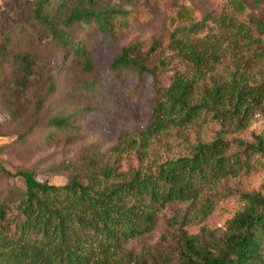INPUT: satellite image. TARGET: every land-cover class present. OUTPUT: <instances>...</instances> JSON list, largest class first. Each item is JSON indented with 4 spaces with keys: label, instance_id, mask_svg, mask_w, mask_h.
<instances>
[{
    "label": "trees",
    "instance_id": "trees-1",
    "mask_svg": "<svg viewBox=\"0 0 264 264\" xmlns=\"http://www.w3.org/2000/svg\"><path fill=\"white\" fill-rule=\"evenodd\" d=\"M147 1L28 2L14 32L0 36V84L4 78L12 79L6 97L12 101L18 98V89L23 93L35 81L42 83L45 92L34 108L37 119L57 85L55 76L39 71L35 51L43 46L71 54L82 61L85 74L93 73L92 54L77 34L88 28L112 38L115 29L132 26L146 11ZM162 1L167 7L164 25L197 9L190 0ZM232 5L236 17L219 14L213 19L231 24L247 46H255L249 58L260 62L264 0H233ZM209 20L176 25L166 39L136 36L120 49L111 71L152 79L150 118L145 126L120 134L112 147L84 156L79 164L53 166L51 173L65 175L63 185L39 182L29 169L12 174L0 164V175L20 178L22 184L0 198V264H264L261 191L239 193L243 207L224 231L189 234L186 227L196 216L188 208L171 218L165 233L150 244L159 211L195 199L203 182L248 171L251 157L264 152V139L255 137L254 144L232 140L235 151L225 154L231 147L225 139L227 127L244 129L252 111L263 104L264 73L235 66L226 78L214 74L218 48L198 38ZM31 40L36 49L21 46ZM159 50L172 52L194 72H175L163 88L160 75L168 61ZM103 87L94 78L85 89L96 97ZM46 125L62 129L67 120L53 117Z\"/></svg>",
    "mask_w": 264,
    "mask_h": 264
},
{
    "label": "rangeland",
    "instance_id": "rangeland-1",
    "mask_svg": "<svg viewBox=\"0 0 264 264\" xmlns=\"http://www.w3.org/2000/svg\"><path fill=\"white\" fill-rule=\"evenodd\" d=\"M32 1L0 0V36L14 32L20 23V14L27 9V3ZM161 1L148 0L146 11L137 17L132 26L115 29L116 36L112 38L88 28L77 34V39L85 41L92 54L93 73L85 74L82 71L83 63L76 56L57 53L43 46L36 50L40 59L39 71L43 75L55 76L57 85L56 93L46 101L37 119L34 117L35 103L44 94L45 86L35 81L23 93L18 89V98L9 101L5 89L11 88L12 79L4 78L0 84V164L5 170L14 174L18 170L29 169L35 173L39 182L47 181L51 185L61 186L66 182L65 175L51 173L53 166H65L69 162L79 164L84 156L112 147L120 134L147 124L153 95L151 77L125 72L116 74L110 68L120 49L136 36H161L166 39L167 32H171L176 25L188 26L200 22L203 17H210L212 21L207 22V27L199 33L198 38H205L218 48L219 59L213 65V73L226 78L235 70V66L255 74L264 73V59L255 62L249 58L255 46H247L231 24L214 21L221 17L219 14L237 16L233 0H209L208 3V0H190L197 9L191 8L190 15L176 19L171 25H164L167 7ZM167 1L169 4L170 0ZM198 2L202 3L200 7ZM21 46L33 50L37 45L31 40L30 43H21ZM158 53H163L168 61V66L160 75L163 88L169 86L175 72H186V75L194 72L191 66L179 60L172 52L159 50ZM94 78L104 84L102 93L96 97L89 95L85 89L86 82ZM6 108L9 113L5 111ZM53 117L66 119L67 127L58 129L46 125L48 119ZM255 137L264 139V101L261 107L252 111L244 129L228 126L225 139L230 144L232 140L254 144ZM234 149L231 144L225 154L229 155ZM250 163L248 171L242 170L230 174L226 179L208 180L199 184L195 199L169 204L159 211L155 235L150 244L156 243L159 236L165 233L171 218H177L188 208L196 216L186 227L189 234H200L202 230L224 231L227 222L243 207L239 193H264V152L252 156ZM21 185L20 178L0 175V198L11 187Z\"/></svg>",
    "mask_w": 264,
    "mask_h": 264
}]
</instances>
